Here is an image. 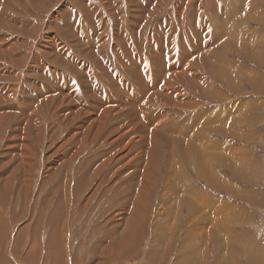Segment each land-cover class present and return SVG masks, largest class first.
<instances>
[{"label": "rangeland", "instance_id": "obj_1", "mask_svg": "<svg viewBox=\"0 0 264 264\" xmlns=\"http://www.w3.org/2000/svg\"><path fill=\"white\" fill-rule=\"evenodd\" d=\"M55 232L62 264H264V0H0V257Z\"/></svg>", "mask_w": 264, "mask_h": 264}, {"label": "bare ground", "instance_id": "obj_2", "mask_svg": "<svg viewBox=\"0 0 264 264\" xmlns=\"http://www.w3.org/2000/svg\"><path fill=\"white\" fill-rule=\"evenodd\" d=\"M221 39V38H220ZM223 70V69H222ZM210 127V126H209ZM183 150V149H182ZM205 150V149H204ZM222 152V151H221ZM203 155H204V153H202ZM182 155V154H181ZM206 155V154H205ZM204 158H205V156H204ZM206 160V159H205ZM207 166V165H206ZM180 167V166H179ZM207 171V170H206ZM208 172V171H207ZM212 176V175H211ZM212 183V182H211ZM121 191V190H120ZM114 207V206H113ZM56 224V223H55ZM55 228V230H56V227H54ZM54 228H52V229H54ZM127 228H129V226L127 227ZM52 231V230H51ZM59 231H60V229H59ZM61 232V231H60ZM124 233H125V231H124ZM131 234L132 233V231H131V229L129 228V230H127L126 231V233H125V235H128V234ZM56 234V235H55ZM131 235H133V234H131ZM130 235V236H131ZM4 236V235H3ZM20 236V235H19ZM50 236H52V235H50ZM54 238L53 239H56V241H57V244L55 245V246H53V250H55V251H53L52 249V251L50 252L51 253V255L50 256H52V258L56 261V263L55 264H60V262H61V264H62V262L64 261V259L66 258L65 257V247L63 246V244H62V240H60L61 239V235H58V233L57 232H55L54 233ZM22 237V236H21ZM133 237V236H132ZM50 238V237H49ZM124 245L127 243V238L126 237H124ZM51 240H52V238H51ZM132 240V239H131ZM50 241V240H49ZM52 242V241H51ZM37 243V241L35 240L34 241V243H33V247H35V244ZM121 242H118V244L117 245H113V244H105V247H106V251H107V253H109L111 256H112V254H113V251H114V248L117 246L118 247V250L120 249V247H119V244H120ZM98 244H101L102 245V247H103V242L101 241L100 243H98ZM122 244V243H121ZM52 243H51V247H52ZM127 246V245H126ZM36 249V248H35ZM101 250V249H100ZM117 250V251H118ZM116 251V250H115ZM120 251V250H119ZM31 253V255L28 253L27 254V256H28V260H30V258H31V256L33 257L34 256V254L32 253V251L30 252ZM106 256V255H105ZM1 259H0V264H9L8 263V261H7V259H5V257L2 255V257H0ZM103 258V257H102ZM66 261V260H65ZM108 261V260H107ZM49 262V261H48ZM104 263V261H102V262H99L98 264H103ZM65 264V263H64Z\"/></svg>", "mask_w": 264, "mask_h": 264}]
</instances>
